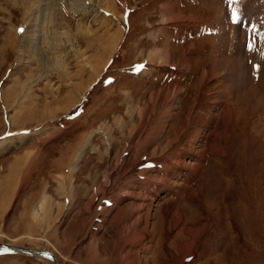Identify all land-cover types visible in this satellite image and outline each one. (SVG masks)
Here are the masks:
<instances>
[{
  "label": "rangeland",
  "instance_id": "374dc122",
  "mask_svg": "<svg viewBox=\"0 0 264 264\" xmlns=\"http://www.w3.org/2000/svg\"><path fill=\"white\" fill-rule=\"evenodd\" d=\"M262 10L264 0H0V159L32 170L11 200L19 179L1 177L11 160L0 166V244L50 251L60 264H106L112 253L122 264H264ZM160 30L164 38L150 37ZM237 57L247 78L233 85ZM54 127L66 129L62 144L31 140ZM138 174L171 191L148 199L131 188L120 206L133 209L104 211ZM31 194V210L54 217L43 232H22L32 219L23 206L20 230L12 224ZM76 207L87 210L70 229ZM110 210L140 242L121 248L112 227L92 232ZM86 225L92 242H76ZM0 264L51 262L8 254Z\"/></svg>",
  "mask_w": 264,
  "mask_h": 264
},
{
  "label": "crops",
  "instance_id": "0c3cea01",
  "mask_svg": "<svg viewBox=\"0 0 264 264\" xmlns=\"http://www.w3.org/2000/svg\"><path fill=\"white\" fill-rule=\"evenodd\" d=\"M238 15V13H235V19L233 18V15H232V19H230V18H228V22H229V24H234V23H238V21H237V18H236V16ZM125 19V18H124ZM177 19H179V18H177ZM186 18L184 17V15H181V18H180V22H182V23H184ZM177 21V20H176ZM190 21V23H191V21H192V19H190L189 20ZM245 21V20H244ZM246 22V21H245ZM129 28V24H128V26L126 27V29H128ZM129 31V30H128ZM181 32H182V29H181ZM127 34H128V32H127ZM151 36L150 37H152V38H155V39H161V38H164L165 37V33L163 32V31H156V32H152L151 34H150ZM155 36V37H154ZM179 36V35H178ZM175 37H177V34L175 35ZM144 38V37H143ZM142 38V39H143ZM168 38H169V40H170V36H168ZM181 38V37H180ZM179 38V39H180ZM144 42H146L147 44H149V42H147V41H144ZM191 43V41L189 42V44ZM184 45H185V43H184ZM29 48L30 49H32V46H29ZM152 50H153V53L154 52H156V51H154V48H152ZM152 53V54H153ZM146 63H147V61L146 62H143V64H144V67H143V69L142 70H144V69H147L146 68ZM18 68V66H15V69H17ZM141 70V71H142ZM140 71V72H141ZM139 72V73H140ZM138 73V74H139ZM142 73H143V71H142ZM142 73H140L139 75H141ZM137 74V75H138ZM138 75V76H139ZM144 75V74H143ZM149 75H151V73L149 74ZM142 76V75H141ZM9 77V76H8ZM8 80L7 81H9L10 80V77L9 78H7ZM130 81H128V83H129ZM13 83H15V81H14V78L12 77V79H11V85L13 84ZM127 84V83H126ZM31 85H33L32 83H31ZM128 85H130V84H128ZM89 89H90V87H89ZM86 92V91H85ZM123 94H126V92H124ZM110 102H113V103H115V105L116 106H119L118 105V103H117V101L116 100H109ZM82 115L83 114H81L80 115V117H78L79 119L78 120H76L75 121V123L76 122H80V121H82V120H80V119H83V117H82ZM12 118H13V116L11 117V115H10V119H11V121H12ZM16 118V116H14V119ZM93 118H94V116H93ZM92 118V119H93ZM78 126H85V123H80V125H78ZM77 128V126H75V127H73V129L72 130H75ZM54 130H57L56 131V133L54 134V136H52V138H47V137H49V134L47 135L45 132H47V130H44L43 132H44V134H42L41 135V138H36L35 140L34 139H31V140H33V141H35V142H40V145L41 146H43V145H48L50 148H51V146L54 144V143H63L64 141H65V135H66V129L64 128V127H62V128H60V130H59V128H53ZM18 132H15L14 134L15 135H13V133H7L8 135H7V137L8 138H10V136L11 137H15V136H17L18 134H17ZM20 133H25L24 135H28L27 133H26V131H23V132H20ZM70 133V132H69ZM17 134V135H16ZM19 135H21V134H19ZM4 136V135H3ZM40 137V136H39ZM6 138V137H5ZM4 137L2 138V137H0V140H4L5 139ZM16 138V137H15ZM18 138V137H17ZM61 143V144H62ZM11 160V162L10 163H8L7 165H5L6 166V172H4L5 173V175L3 176H1L2 178H4V177H9L8 179L9 180H12V178H13V176H15V177H17V179H19V181L18 182H16V181H14V180H12V181H10L9 182V184H10V186L11 187H8L7 189H8V192L6 193V196L7 197H11V200H12V197L13 196H15V195H17V193H18V191H19V189H21V187H23V185H25V184H27V181L26 180H28V178L30 177V175H31V173L30 172H32V170H30V169H28L27 167H28V165H27V163H22L20 160H17L16 162H14L13 163V160L12 159H0V166L2 165V164H4V163H6V162H8V161H10ZM19 162H21L20 164H19ZM11 163H13L12 165H11ZM157 164V163H156ZM11 165V169H10V171H9V166ZM21 166V168L20 169H17L18 167H20ZM147 166H151V168L154 166V163H149ZM170 166V165H169ZM168 170H169V168L166 170V172H168ZM19 171H21V172H19ZM9 174V175H8ZM21 178H24V179H21ZM146 176L144 175V174H138V175H135L134 177H131V180H130V184L129 185H124V187H125V191L124 192H120V190L121 189H119V190H117L116 191V193H114V195H112V198H113V200L114 201H112V199H110V201L107 203V205H106V207H105V210L104 211H106L107 209H109V208H114V210L116 209V208H120V209H118V210H120V213L121 212H123V211H127L128 209L129 210H131V209H133L130 205H133V204H128L127 206L125 205V207H121L120 206V200H122V202H121V204H124V202H126L127 201V199H128V195L127 194H125V193H128L129 191H128V189H131V188H133L134 190H136L137 192H140V190H144L145 192H144V195L148 198V199H150V198H152V197H156V196H158L160 193H161V190L160 189H162L161 188V186L162 185H164V184H161V186H160V184H159V182L157 181L156 182V184H154V181H152V182H150V184H148V183H145L146 181ZM51 179H54V177H51ZM59 179H62V176H60L59 175V178L58 179H56L55 178V181H56V184L58 183V186H59V184H60V180ZM164 179H169V178H165L164 177ZM22 180H23V182H22ZM13 182V183H12ZM21 182V184L19 185L20 187H18L17 189H16V191L15 192H13V191H11V188H12V185H13V187L16 185L17 186V184L18 183H20ZM153 184H154V186H153ZM15 186V187H16ZM153 186V187H152ZM58 188V187H57ZM56 188V191H57V194H56V196H61L62 197V195L64 194L63 192L64 191H62V192H60V188L59 189H57ZM164 191H166V190H169V192L171 191V189H170V187L169 186H167V185H164ZM6 189V190H7ZM11 191V192H10ZM9 193H10V195H9ZM62 193V194H61ZM9 195V196H8ZM68 197H70L71 198V195H67ZM126 196H127V198H126ZM69 198V199H70ZM36 199V195H33V194H31L30 196H28V197H26L25 199H24V202H22V204H21V206H20V208H19V212H18V214L15 216V219H13V221H12V224H13V227H14V229L17 227L16 225H15V221L17 220V218H18V216L20 215V214H22L23 213V211H22V209H21V207L22 208H24V210H25V212L26 213H23L24 215H27L28 217L27 218H30L29 217V215H31V217H32V219L30 220V224H31V226L30 227H27V228H23V231L22 232H24L25 231V233L26 232H28V233H30V232H34V230H36V232H43V231H45V229H48L49 227H48V225H49V223L50 222H52L53 220H54V217H51V214L50 215H47V217H45L44 219H40V214L37 212V210H35V212L33 213V211L34 210H31V208H30V206H31V203H29L30 201L32 202V200H35ZM43 200L41 201V203H39L37 206L38 207H40L39 209L40 210H44L45 212H50L52 209H51V205H50V207H49V209H44V208H46L48 205H49V202L47 201V200H45L44 198H42ZM126 199V200H125ZM11 200L9 201V203H8V205L10 204V202H11ZM43 202H44V205H43ZM46 202V203H45ZM51 204V203H50ZM52 204H54V202H52ZM70 204V203H69ZM116 204H119V206H117ZM7 205V206H8ZM28 207H27V206ZM135 205V204H134ZM114 206V207H113ZM138 208H139V206H137ZM7 208V207H6ZM136 208V207H135ZM3 210H5L6 211V209H3ZM83 210H87L86 208H84V209H81V207L79 208V207H76V208H71V209H68V214H72V215H74L73 216V219H72V222H71V224H70V229H73V228H76L77 226L75 225V224H77L78 222H79V219H80V217L82 216V215H84L83 213H82V211ZM114 210H110L109 212H111L110 213V217L108 216L107 218H106V220H105V225H103V220L102 219H100V221H99V224H97V225H95V228L93 229V228H90V226L89 225H86V227H85V229H84V231H83V234H80V235H78V236H80L79 237V239H77L76 240V242H90L93 238L92 237H89V232H91V230H92V232L94 233V234H96V233H98V231L100 230L99 228H101L102 226L105 228V230H104V234L106 233V232H109L108 231V229H109V227H112V230H111V236L109 237V242H115V244H114V246H118V247H125V246H129L130 244L132 245V244H134V243H136V242H140L141 241V239L143 238V235H138L136 232H134L135 233V237L132 239L131 237H130V228H128V226L125 224V222H126V219L123 217V220H122V218L120 219V216L119 215H116L115 213L114 214H112L113 212H114ZM0 211H2V210H0ZM131 212H135V210H132ZM109 214V213H108ZM50 217V218H49ZM49 220H50V222H49ZM56 222V221H55ZM54 222V223H55ZM16 226V227H15ZM32 226H36L37 227V229H35V228H33ZM19 227V229H15V230H20V226H18ZM134 228H135V230L137 231V229L139 228V226L136 224L135 226H134ZM69 229V230H70ZM67 231V230H66ZM66 231H65V233H66ZM51 232H52V235H51ZM77 233V232H76ZM45 234L48 236V234H50V236L51 237H53V239L56 237V235H57V233L55 234V232L53 231V230H50L48 233L47 232H45ZM69 235H72V232H69L68 234L66 233V236H69ZM75 237H76V234L74 235ZM14 239H16V238H14ZM92 242V241H91ZM120 251L119 252H121V249H119ZM114 254H118V253H112V258H110V260L108 261V263H106V264H122L123 262H124V260H125V257L124 256H121V257H118V259H115L114 257H113V255ZM5 255H8V254H5ZM119 255H121V254H119ZM119 258H120V262L118 261L119 260ZM101 264H102V262H101ZM103 264H105V263H103Z\"/></svg>",
  "mask_w": 264,
  "mask_h": 264
},
{
  "label": "water",
  "instance_id": "95a60500",
  "mask_svg": "<svg viewBox=\"0 0 264 264\" xmlns=\"http://www.w3.org/2000/svg\"><path fill=\"white\" fill-rule=\"evenodd\" d=\"M13 253L31 256L35 258H43L49 260L50 262H53V264H60V262L54 256V254H52L50 251H46V250L34 251L24 247L0 244V256L5 254H13Z\"/></svg>",
  "mask_w": 264,
  "mask_h": 264
},
{
  "label": "bare ground",
  "instance_id": "6f19581e",
  "mask_svg": "<svg viewBox=\"0 0 264 264\" xmlns=\"http://www.w3.org/2000/svg\"><path fill=\"white\" fill-rule=\"evenodd\" d=\"M251 9V8H250ZM253 9V8H252ZM248 11H250V10H248ZM251 12V11H250ZM257 12V11H256ZM261 12V15H262V13L264 12V10H262V11H260ZM248 14V13H247ZM259 14V13H258ZM264 14V13H263ZM260 15V17H262ZM259 17V18H260ZM259 18H257V20L256 21H258V24H257V26L256 25H254V27L255 28H257V30H258V28H260V27H262V28H264V17H263V19H259ZM233 62V61H232ZM105 64V63H104ZM246 67V65H245V61L243 60V59H239L238 57H237V59H235L234 60V62L231 64V66H230V71H231V73H232V76H233V85H235V82H236V84L237 83H240V82H242V81H246V74H245V70H244V68ZM1 191V190H0ZM3 193V192H2ZM3 203V202H2ZM0 205H1V203H0ZM2 245H4V244H2ZM6 245V244H5ZM11 246H13V245H11ZM20 247V246H19ZM35 251H40V250H35ZM13 254H16V253H13ZM19 255H22V254H19ZM1 256H3V255H1ZM41 259V258H40ZM57 259V258H56ZM43 260H46L47 262H50L49 260H47V259H43ZM58 260V259H57ZM51 264H53V262H51Z\"/></svg>",
  "mask_w": 264,
  "mask_h": 264
},
{
  "label": "snow or ice",
  "instance_id": "6c2138e0",
  "mask_svg": "<svg viewBox=\"0 0 264 264\" xmlns=\"http://www.w3.org/2000/svg\"><path fill=\"white\" fill-rule=\"evenodd\" d=\"M233 18L235 19V12H233ZM18 31H23V29H19ZM138 67H143L142 65L141 66H138Z\"/></svg>",
  "mask_w": 264,
  "mask_h": 264
},
{
  "label": "trees",
  "instance_id": "16d2710c",
  "mask_svg": "<svg viewBox=\"0 0 264 264\" xmlns=\"http://www.w3.org/2000/svg\"><path fill=\"white\" fill-rule=\"evenodd\" d=\"M77 112H79V111H77Z\"/></svg>",
  "mask_w": 264,
  "mask_h": 264
}]
</instances>
